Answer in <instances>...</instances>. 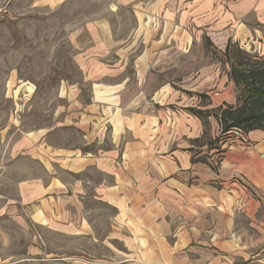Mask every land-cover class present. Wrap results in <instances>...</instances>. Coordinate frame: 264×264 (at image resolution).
Listing matches in <instances>:
<instances>
[{
	"label": "crops",
	"instance_id": "1",
	"mask_svg": "<svg viewBox=\"0 0 264 264\" xmlns=\"http://www.w3.org/2000/svg\"><path fill=\"white\" fill-rule=\"evenodd\" d=\"M101 8L85 19L88 43L76 48L85 90L64 86L56 122L1 155L0 183L10 172L17 181L12 196L0 193V218L98 242L85 217L97 206L99 216L110 213L101 243L124 249L110 259L116 264H264V131L244 142L229 132L208 147L220 135L211 111L236 105L237 94L229 66L203 47L209 39L224 59L231 40L264 56L261 43L252 47L264 42V0H109ZM114 24L126 27L124 37H114ZM37 239L30 248L38 251ZM9 241L0 228V250Z\"/></svg>",
	"mask_w": 264,
	"mask_h": 264
},
{
	"label": "rangeland",
	"instance_id": "2",
	"mask_svg": "<svg viewBox=\"0 0 264 264\" xmlns=\"http://www.w3.org/2000/svg\"><path fill=\"white\" fill-rule=\"evenodd\" d=\"M103 1L109 0H70L61 5L48 0H0V160L24 134L46 130L56 122L54 115L66 104L64 86L85 90L75 63L76 48L88 43L83 33L85 19L103 11ZM112 27L116 38L127 33L123 25ZM259 43L263 49L260 39L252 47ZM208 50L214 60H224L213 47ZM69 135L78 139L74 132ZM67 136L64 132V140ZM10 156V162L19 157L13 152ZM7 177L0 183V193L12 196L17 179L12 172ZM99 209L91 207L85 214L98 242L82 236L51 238L31 225L25 230L8 217L0 218V228L10 235V248L0 250L5 259L0 264H116L119 260L110 259L124 249L115 240L107 241L106 247L101 243L110 230V213L101 217ZM34 235L42 238L43 244L37 239L38 251L30 248Z\"/></svg>",
	"mask_w": 264,
	"mask_h": 264
},
{
	"label": "trees",
	"instance_id": "3",
	"mask_svg": "<svg viewBox=\"0 0 264 264\" xmlns=\"http://www.w3.org/2000/svg\"><path fill=\"white\" fill-rule=\"evenodd\" d=\"M204 47H212L209 39H204ZM209 51V50H208ZM224 61L229 66L228 78L234 83L236 105H226L212 110L220 125V135L208 147L218 144L229 132L240 135L251 131H264V58L244 51L238 43L228 41ZM188 112L200 119H206L209 111L188 108Z\"/></svg>",
	"mask_w": 264,
	"mask_h": 264
},
{
	"label": "built area",
	"instance_id": "4",
	"mask_svg": "<svg viewBox=\"0 0 264 264\" xmlns=\"http://www.w3.org/2000/svg\"><path fill=\"white\" fill-rule=\"evenodd\" d=\"M231 133V132H230ZM238 136H240V139H242V141L244 142L242 135H240L239 133L235 132Z\"/></svg>",
	"mask_w": 264,
	"mask_h": 264
}]
</instances>
